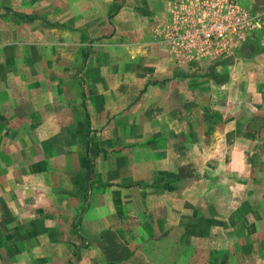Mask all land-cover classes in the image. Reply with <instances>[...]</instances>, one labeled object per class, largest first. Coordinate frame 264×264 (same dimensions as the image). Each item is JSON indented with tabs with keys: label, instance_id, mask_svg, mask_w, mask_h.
Segmentation results:
<instances>
[{
	"label": "crops",
	"instance_id": "0c3cea01",
	"mask_svg": "<svg viewBox=\"0 0 264 264\" xmlns=\"http://www.w3.org/2000/svg\"><path fill=\"white\" fill-rule=\"evenodd\" d=\"M160 1L139 0L140 16L146 17L147 11L153 16L149 13L140 22L145 31L137 39L129 38L121 43L118 30L108 38V50L114 52L110 60L113 67L106 72L102 68L92 71L95 77L106 74L108 85L98 84L90 93L79 84L69 89L62 79L51 77L49 81L44 75L43 80L36 83L34 79V84L28 85L27 95L23 94V84H13L2 78L0 72V264H110L125 259L133 250L129 237L136 234L133 231L137 223L143 220L148 225L147 236L157 234L162 229L156 224L163 226L169 208L163 197L173 198L178 189L195 186V180L189 177L190 172L194 173V153H188L187 164L181 161L184 157L177 146L181 138L176 128L151 131L147 126L180 125L177 85L148 84L142 94L143 87L131 83L117 86L113 82L116 69L119 70L114 67L118 62L115 50L124 54V64L129 67L126 74L131 77L153 80L172 77L177 72L180 61L162 33L172 23L171 5L176 0H163V6ZM105 2L108 7V0ZM99 8L96 0H77L78 21L74 27L92 30L88 34L92 39L100 35L95 32L101 26ZM113 22L111 28L125 25V21ZM128 27L134 35V25ZM156 29L161 30V35L156 34ZM77 33L80 36L76 44L83 45L84 37ZM111 33L112 30L108 34ZM88 61L87 56L85 63ZM252 87L253 91L262 89L259 82ZM122 91L139 98L135 106L124 103L128 110L122 114L130 118L127 122L145 124L142 132L129 137L151 139L158 135L171 141L169 149L168 146L166 150L159 149V156L156 153L152 156L151 151L143 154L140 163L143 162L144 169L140 167L136 173L126 154L117 161L108 149L107 153L91 157L89 147L87 155L77 134L78 124L89 123L91 131L85 138L90 145L97 138L95 125L114 124ZM252 99L247 107L254 114L262 109L264 102L261 97ZM78 110L83 111L84 119L78 118ZM235 118L234 125L233 122L227 125H231L230 130L218 125L213 140L207 143V204L227 203L230 199L236 205L234 232L258 238L257 245L252 243V251L256 252L258 246L259 251H264V129H254L253 125L248 128L252 117L249 119L243 113ZM103 131L112 135L110 126ZM57 137L60 152L54 143ZM69 138L75 142H69ZM104 154L108 155L107 159ZM184 178L186 183L180 185ZM165 183H170L173 190L164 189ZM217 218L221 217L207 214V221H214L213 224ZM153 223L155 231L151 229ZM214 226L226 234L222 222ZM113 252L122 255L116 259L110 256Z\"/></svg>",
	"mask_w": 264,
	"mask_h": 264
},
{
	"label": "rangeland",
	"instance_id": "374dc122",
	"mask_svg": "<svg viewBox=\"0 0 264 264\" xmlns=\"http://www.w3.org/2000/svg\"><path fill=\"white\" fill-rule=\"evenodd\" d=\"M96 1L100 5L98 23L101 26L95 29V32L98 31L100 34L98 38L92 39L88 35L92 30L84 28L82 31L74 27L78 21L75 15L77 0H0L2 78L11 80L13 84H23L25 86L23 94L27 95L28 85L38 83L39 79L43 80L44 75L49 81L51 77L62 79L69 89L79 84L86 88L88 93L98 84L108 85L106 74L103 77H95L92 72L100 68L106 72L113 67L110 60L111 53L114 52L108 50L106 43L108 38L118 30L117 36L121 37L119 40L121 43H125V40L127 42L129 38L137 39L140 32L145 31L144 24L140 22L146 20L149 13L153 16V13L147 11L146 17H141L139 0H108V7L105 0ZM160 2L163 6L164 1ZM240 2L250 10L264 11V0H240ZM113 21L121 23L125 21V25L121 24L122 27L118 29L111 28L115 24ZM131 24L134 25V35L129 31L128 26ZM111 30L112 33L109 35ZM78 31L84 37L83 45L76 44L80 36ZM248 37L227 57L197 59L194 60L195 63L188 64L180 61L179 65L176 64L179 68L172 77H159L153 80H142L139 76L134 78L127 75L126 70H129V67L124 64V54L115 50L118 62L114 67L119 70L116 69L113 82L117 86L131 83L143 87L141 92L143 94L148 84L177 85L180 99V125L168 123L164 125L166 128L156 124L147 126L151 131L156 128L172 131L174 130L172 126L176 128L181 138L177 146L182 149L184 157L181 161L187 164L188 153H194V161L192 158L194 173L190 172L189 177L190 180L191 178L195 180V186L178 189L173 198L164 196L163 202L168 201L169 208L164 214L163 226L160 227L159 222L156 224L158 229L162 230L147 236L148 225L140 220L133 231L136 234L129 237L133 242V250L125 259L119 258L122 253L113 252L112 255L110 253L111 257L119 258L110 264H264V251H259V246L256 252L252 251V243L257 245L258 238L251 235H237L234 232L237 218L236 205L230 199L226 201L227 203L207 204V143L213 140L215 128L222 124L227 127L229 122H233L234 125L235 117L243 113L248 115L249 119L252 117L247 123L248 128L253 125L254 129H264V106L254 114L247 107L253 96L261 97V101L264 102L263 30L254 31ZM217 49V46L212 47L213 51ZM1 54L6 57L1 58ZM87 56L89 61L85 63ZM258 82L262 85V89L253 91L252 85ZM158 94L160 97L161 93ZM138 101L136 94L122 91L121 100L119 94L118 106L115 108V116L118 117L116 122L111 125L108 123L95 125L99 130L95 129L98 131L97 138L91 140L89 145L91 157L99 153L101 155L107 153L108 149L115 158L117 157V161L126 154L132 160L135 166L132 168L136 173L144 169L143 162L140 163L143 154L151 151V155L154 156L155 153H159L160 148L166 150L167 146L168 149L171 147V141L165 140L166 138L162 136L158 138L157 134L151 139L142 136L129 137V135H138L145 129V124L128 123L127 120L130 118L122 114L128 110L124 106L125 102L132 107ZM119 114L122 115L118 116ZM77 115L79 119L80 117L84 119L83 111L78 110ZM112 119L114 118L111 117ZM90 126H83V132L89 133ZM108 126L112 130L111 136L107 131H103ZM230 126L227 127L228 130ZM186 134L190 136L186 137ZM59 141L58 137L54 141L58 152L61 151ZM69 142H75V139L69 138ZM103 157L107 159L108 155L104 154ZM150 158L154 160V157ZM251 162L254 164L256 161L253 159ZM87 175L91 180L90 173ZM186 178L180 181V185L181 182L186 183ZM247 206L249 209L252 207L250 203ZM238 210L241 212L239 207ZM226 213L227 216H223ZM207 214H216L223 219L217 218L213 224L214 221H207ZM219 222L224 224L223 230L225 229L226 234L221 232L219 226H214ZM154 224L151 225L153 231H155ZM139 231L143 233L140 235Z\"/></svg>",
	"mask_w": 264,
	"mask_h": 264
},
{
	"label": "built area",
	"instance_id": "2783aa9c",
	"mask_svg": "<svg viewBox=\"0 0 264 264\" xmlns=\"http://www.w3.org/2000/svg\"><path fill=\"white\" fill-rule=\"evenodd\" d=\"M171 13L163 37L175 58L186 63L227 57L254 31L263 30L264 38V11L245 8L240 0H176Z\"/></svg>",
	"mask_w": 264,
	"mask_h": 264
},
{
	"label": "trees",
	"instance_id": "16d2710c",
	"mask_svg": "<svg viewBox=\"0 0 264 264\" xmlns=\"http://www.w3.org/2000/svg\"><path fill=\"white\" fill-rule=\"evenodd\" d=\"M81 126V127H80ZM83 126H89V123L87 124H78L77 126V134L81 136V141L83 142L85 146V153L88 155V149H89V141L86 137L87 133L83 132ZM162 187L166 190H173V186L170 183H165L162 185Z\"/></svg>",
	"mask_w": 264,
	"mask_h": 264
}]
</instances>
